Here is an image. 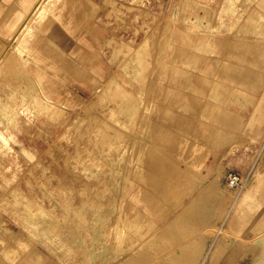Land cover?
Listing matches in <instances>:
<instances>
[{
    "label": "rangeland",
    "instance_id": "rangeland-1",
    "mask_svg": "<svg viewBox=\"0 0 264 264\" xmlns=\"http://www.w3.org/2000/svg\"><path fill=\"white\" fill-rule=\"evenodd\" d=\"M92 1L98 4L94 19L83 0H45L34 5L42 11L22 32L32 11L9 19L10 35H0V56L18 48L19 61L11 65L25 67L31 78L26 90V79H18L22 70L0 64V102L9 109L7 120L0 118V264H199L206 252L202 264L264 258V0ZM146 40L138 84L125 69L128 56L111 49L125 43L135 51ZM236 69L249 79L239 80ZM249 75H257L256 82ZM113 76L133 93L131 102L100 94ZM236 86L257 99H235ZM32 95L53 101L60 115L36 110ZM226 107L242 118L223 115ZM250 171L241 193L229 187L230 173ZM215 182L234 197L224 220L227 201L205 189ZM245 193L248 200L238 207ZM215 238L229 240L216 259ZM233 242L253 253L232 260Z\"/></svg>",
    "mask_w": 264,
    "mask_h": 264
},
{
    "label": "bare ground",
    "instance_id": "bare-ground-1",
    "mask_svg": "<svg viewBox=\"0 0 264 264\" xmlns=\"http://www.w3.org/2000/svg\"><path fill=\"white\" fill-rule=\"evenodd\" d=\"M83 1H85V3H86V8H87V16L90 18V19H94V17H95V10H97V14H98V8L96 9V6L98 5L97 4V2H95V1H92V0H83ZM189 1V0H188ZM192 1V0H191ZM190 1V2H191ZM111 2V4H112V6H115V2H114V0H112V1H110ZM184 2H186V0L185 1H183V3ZM194 2V1H193ZM188 3V2H187ZM186 3V4H187ZM199 3H200V1H199ZM204 4V3H203ZM194 5V4H193ZM195 5H197L196 4V2H195ZM199 5V4H198ZM182 6H183V4H182ZM191 6V5H190ZM201 6V5H200ZM187 7V6H186ZM195 7H198V6H195ZM207 7V6H206ZM114 8V7H113ZM182 8V7H181ZM183 9H184V7H183ZM186 9V8H185ZM40 11H42V8H40L39 9V7L38 6H35V8L32 10V13L28 16V19H26L25 21H24V23H22V26L20 27V29H19V32L21 31V30H23L24 28H25V26L27 25V24H29L27 21L30 19V17L31 16H33V15H35L36 13H38V12H40ZM38 15V14H37ZM84 15V14H83ZM43 16H44V14H43ZM85 16V15H84ZM82 17V16H81ZM54 25V24H53ZM45 26V25H44ZM119 26V25H118ZM53 27V26H52ZM102 27V26H101ZM137 28V27H136ZM58 30V29H57ZM25 32V31H24ZM65 32V31H64ZM18 35V34H17ZM169 36V35H168ZM39 37V36H38ZM21 38V37H20ZM49 38V37H48ZM113 38H115V37H113ZM166 38V37H165ZM171 38V37H170ZM250 39V38H249ZM48 40H50V39H48ZM167 39H165V41H166ZM255 40V39H254ZM258 40V39H257ZM260 40V39H259ZM262 40H264V39H262ZM262 40H260V41H262ZM116 41V40H115ZM37 42H38V40H37ZM46 42H52V41H46ZM117 42V41H116ZM123 42V41H122ZM239 42V41H238ZM142 43V42H141ZM150 42H148L147 40L146 41H143V43H142V45L138 48V49H134L135 51H133L132 50V47L131 46H129L128 44H125V43H119V46L117 45L116 47H115V49L114 50H112L114 47L111 45V47H113L112 49H111V51H113L114 52V54H118V56L121 54V55H125L126 57L128 56V58H129V64H126V66H125V69L127 70V74H128V76H130V77H133L136 81H138V84H139V80L141 79L140 77H142L143 76V73H144V70H145V65H144V55H145V53H147V50H148V47H149V44ZM235 43V42H234ZM248 43V42H247ZM40 44V43H39ZM53 44V43H52ZM117 44V43H116ZM231 44H233V42L231 43ZM237 44V43H236ZM239 44V43H238ZM242 44H243V42H242ZM242 44H241V47H242ZM9 45V44H8ZM49 45V44H48ZM54 45H55V43H54ZM230 45V44H229ZM246 45V44H245ZM249 45H251L250 43H249ZM255 46H256V44H254ZM39 46V45H38ZM51 45H49V47H50ZM234 46H235V44H234ZM237 46H239V45H237ZM236 46V47H237ZM243 46H244V44H243ZM254 46V47H255ZM264 46V45H263ZM262 46V47H263ZM53 47V46H52ZM60 47V46H59ZM58 47V48H59ZM253 47V49H255ZM260 47V46H259ZM261 47V48H262ZM51 48V47H50ZM50 48H49V50H50ZM227 48H229V47H227ZM235 48V47H234ZM244 48V47H243ZM261 48H260V50H261ZM54 49V48H53ZM56 50H57V47L55 48ZM184 49H186V48H184ZM230 49V48H229ZM236 49V48H235ZM247 49V48H246ZM250 49H251V47H250ZM263 49H264V47H263ZM44 50V49H43ZM59 50V49H58ZM258 46H257V50H255V52H258ZM9 52H8V56H6L5 55V53L2 55V56H0V64L2 63V61H5V63H7L11 68H12V66L14 65H11V63H13L14 62V60H18V48H16V47H14L13 49H11V50H8ZM52 51V50H51ZM62 51V50H61ZM61 51H59V52H61ZM179 51H180V49H179ZM240 51V50H239ZM241 51H243V50H241ZM240 51V52H241ZM253 51V50H252ZM44 52V51H43ZM47 52V50L45 51V53L44 54H47L46 53ZM53 52V51H52ZM55 52V51H54ZM88 52V51H87ZM149 52V51H148ZM263 53H264V50L262 51ZM261 52V53H262ZM50 53V51H48V54ZM64 53V55L66 56L67 54H65V52H63ZM254 53V52H253ZM260 53V55H259V52H258V55L259 56H263L262 54ZM113 54V53H112ZM114 54H113V57H115L114 56ZM241 54V53H240ZM63 55V54H62ZM63 55V56H64ZM252 55V54H251ZM250 55V56H251ZM54 56V55H53ZM52 56V57H53ZM64 56V57H65ZM68 56V55H67ZM117 56V57H118ZM255 56H256V54H255ZM58 57H59V55H58ZM69 57V56H68ZM120 57V56H119ZM55 58V57H54ZM257 58H258V56H257ZM113 59V58H112ZM249 59V58H248ZM255 59V58H254ZM263 59V58H262ZM58 60V59H57ZM72 60V59H71ZM114 60H116V59H114ZM222 60V59H221ZM256 60V59H255ZM261 60V59H260ZM19 61V60H18ZM17 61V62H18ZM74 62H75V60H73ZM113 61V60H112ZM217 61H219V60H217ZM257 61V60H256ZM220 62V61H219ZM235 62V61H234ZM4 63V64H5ZM22 63V62H21ZM221 63H224V65H226L227 63H225V62H221ZM18 64V63H17ZM77 64V63H76ZM79 64V63H78ZM231 64V63H230ZM16 65V64H15ZM14 65V66H15ZM19 65V64H18ZM17 65V66H18ZM167 65V64H166ZM222 66V64H221V66H219V63H218V66L220 67V68H226V66ZM228 65V64H227ZM233 65V64H232ZM8 66V67H9ZM13 66V67H14ZM17 66H15V67H17ZM21 66V65H20ZM78 66H80V65H78ZM229 66H231V65H229ZM237 66V65H236ZM240 66V65H239ZM239 66H238V68H239ZM247 66V65H246ZM246 66H245V68H246ZM7 67V68H8ZM22 67H23V65H22ZM164 67V66H163ZM233 67V66H232ZM254 67V66H253ZM25 68V67H24ZM23 68V69H24ZM77 68V67H76ZM87 68V67H86ZM160 68V67H159ZM219 68V69H220ZM228 68V67H227ZM242 68V67H241ZM2 69V68H1ZM15 69V68H14ZM19 69H21V67H17V71H21V73H20V75H19V77H18V79H19V82H20V76L21 77H24V80L26 79V82H28L27 84H28V86H24V88L26 89V90H28L29 89V84H30V82H31V78L30 77H28V79L27 78H25V76L28 74V73H26V71L24 70V72H23V69H21V70H19ZM68 69H69V67H68ZM67 69V70H68ZM82 69V68H81ZM85 69V68H84ZM168 69V68H167ZM170 69H171V67H170ZM179 69V68H178ZM10 70V69H9ZM16 70V69H15ZM71 68H70V73H71ZM222 70H224V69H221L220 71L221 72H223ZM227 70L229 71V68L228 69H226V71L225 72H227ZM230 70H231V67H230ZM232 70H234L235 71V69L234 68H232ZM236 70H238V69H236ZM242 70H244L245 71V69H243L242 68ZM13 70H11V72H12ZM75 71V70H74ZM74 71L72 72L73 74H75L74 73ZM166 71V70H165ZM164 71V72H165ZM168 71V70H167ZM240 71H241V69H240ZM76 72V71H75ZM230 72V71H229ZM228 72V73H229ZM233 71H231L230 73H232ZM235 72H237V71H235ZM246 73H247V70L245 71ZM251 72H252V70H251ZM250 71H249V73H251ZM4 73V72H3ZM18 73V72H17ZM78 73V72H77ZM175 73V72H174ZM174 73H173V75H174ZM189 73H190V71H189ZM194 73V72H193ZM228 73H223V74H228ZM234 73V72H233ZM238 73H239V70H238ZM244 73V72H243ZM12 74H13V72H12ZM72 74V75H73ZM191 74V73H190ZM197 74V73H196ZM237 74V73H236ZM240 74V73H239ZM239 74H237V75H239ZM241 74H242V71H241ZM239 75V80H241L242 78H241V76L243 75ZM252 74V73H251ZM256 74V73H255ZM17 75V74H16ZM78 76H76L75 78L76 79H78V78H80L79 77V74H77ZM80 75H82L81 73H80ZM172 75V74H171ZM171 75H170V77H171ZM186 75V74H185ZM184 75V76H185ZM201 75V74H200ZM259 76H258V78L260 77V73L258 74ZM5 76V75H4ZM83 76V75H82ZM175 76V75H174ZM197 76V75H196ZM224 76H226V75H224ZM244 76H247L245 73H244ZM252 76L253 75H249V77H251V79H254L255 80V82H256V80H257V75H256V77L254 78H252ZM6 77V76H5ZM15 77V76H14ZM112 77V76H111ZM186 77V76H185ZM198 77V76H197ZM197 77H195V78H197ZM243 77V76H242ZM11 78H12V76H11ZM93 78V77H92ZM184 78V77H183ZM205 78V77H204ZM203 78V79H204ZM244 78V81L245 80H248V79H245L246 77H243ZM15 79V78H14ZM56 79H58V78H56ZM130 79V78H129ZM133 79V80H134ZM139 79V80H138ZM262 78H259V80H261ZM131 80H132V78H131ZM213 80V79H212ZM258 80V81H259ZM18 81V80H17ZM135 81V82H136ZM243 81V80H242ZM257 81V82H258ZM32 82H34V81H32ZM60 82H61V80H60ZM82 82V81H81ZM96 82V81H95ZM107 82V81H106ZM212 82V81H211ZM210 82V83H211ZM261 81H259V83H260ZM16 83V82H15ZM25 83V82H24ZM63 82H61V84H62ZM210 83H206L207 85H209ZM262 83V82H261ZM261 83L259 84V85H261ZM263 83H264V79H263ZM23 84V83H22ZM136 84H137V82H136ZM256 84H258V83H256ZM26 85V84H25ZM31 85H33V83L31 84ZM35 85V84H34ZM33 85V86H34ZM125 84H123L122 83V81L120 80V78L118 77V76H113V78L111 79V81H110V83L107 85V86H105V88H103L104 90H103V92H101L100 94L101 95H104V96H109L110 97V95L112 96V99H116V101H117V99H121V100H126L128 97L127 96H130V101H128V102H131V100L133 99L132 97H133V93L132 92H130L129 90H127L126 89V85L124 86ZM205 85V84H204ZM211 85V84H210ZM258 85V86H259ZM37 86V85H36ZM60 86V85H59ZM202 86V85H201ZM262 86V85H261ZM209 87V86H208ZM207 87V88H208ZM263 87V86H262ZM15 88V87H14ZM35 88V87H34ZM60 88V87H59ZM172 88V87H171ZM206 88V89H207ZM210 88V87H209ZM208 88V89H209ZM224 88V87H223ZM227 88H229L230 89V87H228L227 86ZM18 89V88H17ZM16 89V90H17ZM225 89V88H224ZM223 89V90H224ZM232 89V88H231ZM36 90H37V88H36ZM35 90V91H36ZM64 90V89H63ZM170 89H168V91H169ZM172 91H173V88L171 89ZM170 90V91H171ZM222 90V91H223ZM227 90V89H226ZM233 90V89H232ZM18 91V90H17ZM16 91V92H17ZM20 91V90H19ZM40 91V90H39ZM174 91H175V89H174ZM207 91H209V90H207ZM229 91V90H228ZM58 92V91H57ZM181 92V91H180ZM180 92H178V93H180ZM183 92V91H182ZM226 92V91H225ZM232 92V91H231ZM234 92H235V94H234V96L233 97H237V99H239V100H244V102L245 101H250L251 102V100H253V99H257L256 98V94H254V93H251L250 91H248L247 89H245L244 87H241V86H236L235 87V90H234ZM130 93H131V95H130ZM228 93V92H227ZM24 94V93H23ZM173 94V93H172ZM177 94V93H176ZM176 94H174V95H176ZM184 93H182V95H183ZM168 95V94H167ZM181 95V94H180ZM181 95V96H182ZM195 95V94H194ZM229 95H231L230 94V92H229ZM18 96V95H17ZM65 96V95H64ZM83 96V95H82ZM124 96H126L125 98H123L122 99V97H124ZM165 96V95H164ZM171 96V95H170ZM187 96H188V94H187ZM190 96V95H189ZM175 97V96H174ZM173 97V98H174ZM178 97V96H177ZM180 97V96H179ZM197 97V96H196ZM195 97V98H196ZM236 97H235V99H236ZM66 98V97H65ZM64 98V99H65ZM68 98H70V97H67V99ZM84 98V97H83ZM169 98V97H168ZM73 99H75V98H73ZM119 99V100H120ZM129 99V98H128ZM172 99V98H171ZM31 100H32V104H33V106L35 107V109L36 110H38V111H40V112H44V113H47L49 116H52L53 118H56L57 116H59L60 114H58V112L60 111V110H62V108L61 107H59L58 105H56L53 101H51V100H49V99H47V98H41V97H38V96H35V95H32L31 96ZM76 100H77V98H76ZM76 100H74L75 102H77ZM98 100V99H97ZM100 100V99H99ZM118 100V101H119ZM174 100V99H173ZM172 100V101H173ZM177 100V99H176ZM193 100V99H192ZM115 101V100H114ZM79 103H80V101H78ZM93 102V101H92ZM100 102V101H99ZM122 102H124V101H122ZM249 102V103H250ZM82 103V102H81ZM80 103V104H81ZM118 103V102H117ZM247 102H245V104H246ZM78 104V103H77ZM120 104H121V102H120ZM170 104H171V101H170ZM170 104H169V106H170ZM201 104H203V103H201ZM248 104V103H247ZM251 105V104H250ZM61 106V105H60ZM65 106V105H64ZM124 106V105H123ZM126 106L127 105H125V107L124 108H126ZM194 106H195V104H194ZM252 106V105H251ZM83 107H85V106H83ZM209 107V106H208ZM80 108V107H79ZM123 108V107H122ZM200 108V107H199ZM201 108H202V106H201ZM210 108V107H209ZM127 109V108H126ZM126 109H125V111H126ZM171 109V108H170ZM206 110H208V109H206ZM221 110H224V109H221ZM167 111H169L168 110V108H167ZM173 111V110H172ZM225 111V112H224ZM223 112H224V114L223 115H225L226 113H229V114H227V116H229V115H231V116H238V117H241L242 118V115L238 112V111H236V110H233V109H231V108H229V107H226L225 108V110H224ZM127 112V111H126ZM126 112H125V114H126ZM171 112V111H170ZM169 112V113H170ZM168 112H167V114H169ZM175 112H173L172 114H174ZM128 114L133 118L135 115H136V112L135 111H132L131 109L128 111ZM171 113L169 114V115H172ZM177 114V113H176ZM217 115V114H216ZM7 116H9V109H8V107L5 105V103L3 104V103H1L0 102V118H6ZM220 116H221V114H220ZM230 116V117H231ZM51 117V118H52ZM185 117V116H184ZM189 117V116H188ZM187 117V118H188ZM216 117V116H215ZM226 117V116H225ZM221 118V117H220ZM228 118V117H227ZM232 120H233V117L231 118ZM5 120H7V119H5ZM12 120V119H11ZM189 120H191V118H189ZM236 120V119H235ZM238 120L239 119H237V122H238ZM243 120V119H242ZM234 121V120H233ZM7 122V121H6ZM193 121L191 120L190 121V124L192 123ZM210 122H212V121H210ZM235 122V121H234ZM189 123V122H188ZM205 123V122H204ZM221 123V122H220ZM236 123V122H235ZM239 123H240V121H239ZM238 123V124H239ZM193 124V123H192ZM206 124V123H205ZM205 124H204V127L206 128V126H205ZM210 124V123H209ZM237 124V123H236ZM235 124V125H236ZM202 125V124H201ZM227 125V124H226ZM229 125V124H228ZM227 125V126H228ZM240 125H241V123H240ZM188 126V125H187ZM186 126V127H187ZM238 126V125H237ZM189 127H190V125H189ZM192 128H193V125L191 126ZM198 127V126H197ZM197 127H196V129H197ZM100 128H102V130L104 129H106V127H100ZM228 128H229V126H228ZM194 129V128H193ZM211 129H213V128H211ZM166 130V131H165ZM169 130V129H168ZM166 128H164V133H168L167 131H168ZM195 130V129H194ZM210 130V129H209ZM216 130V129H215ZM224 130V129H223ZM193 131V130H192ZM207 131H208V129H207ZM216 131H218V130H216ZM222 131V130H221ZM225 131V130H224ZM102 132H104V131H102ZM170 133H171V131H169ZM206 132V131H205ZM223 132V131H222ZM228 132V131H227ZM226 132V133H227ZM163 133V135H167V134H164ZM201 133V132H200ZM225 133V132H224ZM169 134V133H168ZM196 134V133H195ZM197 134H199V132H197ZM170 135V134H169ZM202 135H204V132H202ZM200 136V137H203V136ZM168 136V135H167ZM199 136V135H198ZM205 138H206V136H204ZM203 137V138H204ZM218 137V136H217ZM212 138H214V137H212ZM211 138V139H212ZM206 140H208V139H206ZM206 142V141H205ZM222 142V141H221ZM218 143V142H217ZM199 145V144H198ZM187 169V168H186ZM189 171H190V173L189 174H191L193 177H195L196 175H198L199 176V174H198V172L195 170V169H193V168H189L188 169ZM188 172V171H187ZM195 175V176H194ZM197 177V176H196ZM195 177V178H196ZM203 177V176H202ZM201 178V177H200ZM199 178V179H200ZM216 178V177H215ZM197 179V178H196ZM213 182H214V180H213ZM199 183V182H198ZM209 184V183H208ZM210 185V184H209ZM206 186V185H205ZM204 186V187H205ZM209 188H207V187H205V189H209V190H207V191H209V194L210 193H216V194H218V197H216L217 199L219 198V199H221V197L223 196L224 197V199L227 201H225L226 202V204L224 205V207H223V209H222V213H221V219L222 220H224L225 219V217L227 216V214H228V212H229V210H230V203L231 202H233V199H234V197H231L230 195H226V194H224V192H223V190L218 186V184H216V182L215 183H212L210 186H208ZM204 189V188H203ZM201 191V190H200ZM178 194V193H177ZM176 194V195H177ZM207 193H205V196H207L206 195ZM203 195H204V193H203ZM202 195V196H203ZM213 195V194H212ZM200 196V195H199ZM217 196V195H216ZM177 198H179V196H176ZM204 197V196H203ZM200 198V197H199ZM204 198H206V197H204ZM215 198V199H216ZM198 199V198H197ZM196 199V200H197ZM202 199V198H201ZM223 199V198H222ZM196 200H193L194 202H196ZM204 200V199H203ZM219 201H221L222 202V200H219ZM193 202V203H194ZM223 203H224V201H223ZM130 207H132V206H130ZM136 207V206H135ZM134 207V209L136 210V208ZM125 208V207H124ZM130 210L129 211H133V210H131V208H129ZM126 210H128V209H126ZM134 210V211H135ZM128 211V212H129ZM220 211V210H219ZM130 213V212H129ZM132 213V212H131ZM134 213V212H133ZM138 213V212H137ZM135 214V213H134ZM139 214H141V212L140 213H138L137 215L135 214V216L136 217H138L139 216ZM117 215V214H116ZM129 215V214H128ZM133 217H134V215H132ZM141 216H142V214H141ZM140 216V217H141ZM130 217V216H129ZM115 218V217H114ZM148 218V217H147ZM132 219V218H131ZM142 220H143V218H141ZM133 220V219H132ZM149 220V219H148ZM147 220V221H148ZM145 221H146V219H145ZM133 222H134V220H133ZM139 222H141V220L139 221ZM221 222V221H220ZM136 223V222H135ZM142 223V222H141ZM140 224V223H139ZM162 229V228H161ZM127 232V231H126ZM216 234H218L219 232H222V230H221V228L220 229H216ZM214 232V233H215ZM108 233V232H107ZM127 233H129V232H127ZM111 234H113V232H111ZM128 235V234H127ZM130 236V235H129ZM126 237V236H125ZM133 237V236H132ZM17 241V240H16ZM22 241V240H21ZM124 241V240H123ZM152 241V240H151ZM150 241V242H151ZM19 242H20V240H19ZM149 242V243H150ZM155 242V241H154ZM7 243V242H6ZM26 244V243H25ZM151 244H153V243H151ZM263 244V243H262ZM20 246V245H19ZM10 247V246H9ZM11 248H12V246H11ZM20 248V247H19ZM100 248V247H99ZM23 249V248H22ZM27 251V250H26ZM138 251V249L137 250H134V252L133 253H138L137 252ZM20 253V252H19ZM207 253V252H206ZM206 253L203 255V257L201 258V260H200V262H199V264H201L202 262H203V260H204V258H205V256H206ZM18 254V253H17ZM173 254V253H172ZM19 255V254H18ZM20 255H22V254H20ZM36 255V254H35ZM137 256V255H136ZM180 256H181V254H180ZM17 257V256H16ZM20 257V256H19ZM170 257V256H169ZM174 257V256H173ZM30 257H29V255H26V257H25V260L26 259H29ZM130 258H132V256L130 257ZM139 258H140V256H139ZM40 259H42V258H40ZM173 259H175V257L173 258ZM25 260H24V262H25ZM130 260V259H129ZM28 261V260H27ZM124 261V260H123ZM41 263V262H40ZM124 263V262H123ZM25 264V263H24ZM27 264V263H26ZM41 264H43V262L41 263ZM196 264H198V263H196ZM253 264H264V258H257V260H255V262L253 263Z\"/></svg>",
    "mask_w": 264,
    "mask_h": 264
},
{
    "label": "crops",
    "instance_id": "crops-1",
    "mask_svg": "<svg viewBox=\"0 0 264 264\" xmlns=\"http://www.w3.org/2000/svg\"><path fill=\"white\" fill-rule=\"evenodd\" d=\"M44 1L45 0H43L42 3L38 4V0H0V35L3 36V37H8L10 35L11 29L8 26L9 19L13 20L12 18L15 19L16 15L23 14L26 11H27V13H30L33 10V8L35 7L34 6L35 4L42 6ZM19 18H21V15H19ZM20 32H22V30ZM1 40H3V39H1ZM6 51H7V49H6ZM247 90L250 91L249 89H247ZM250 92L254 93L252 91H250ZM259 106H260V109L263 111V109H264V96L262 98H260ZM186 107H187L186 110H188L190 112H193L194 107L192 105H188ZM175 109L177 110V108H175ZM198 111H200L199 108H198ZM154 117H156V115ZM174 126H175V129H176L177 125L175 124ZM247 200H248V194H246V193L243 194L240 198H237L236 201H237L238 207H240L242 204H245L247 202ZM221 227H222L223 230L226 231V229L223 226H221ZM220 233H223V231L219 232L218 234H220ZM218 234H217V236H218ZM215 241L216 242H215V247L213 249V254H215L214 258L216 259L217 258L216 254L220 253L223 250V247H222L223 245H225V246L229 245L228 244L229 240L228 241H226V240L225 241H218L215 238ZM229 247H228L229 248L228 249L229 253L234 255L232 257V260H236L237 255H239L241 253H243V254H251V253H253V249L249 245H246V244L236 245L235 242H233ZM205 258H206V256H205ZM205 258H204V260H205ZM212 259H210L208 261V264H210L211 262H213L214 264H220V261H221L220 259H217V260H214V261ZM237 260H239V258H237Z\"/></svg>",
    "mask_w": 264,
    "mask_h": 264
},
{
    "label": "built area",
    "instance_id": "built-area-1",
    "mask_svg": "<svg viewBox=\"0 0 264 264\" xmlns=\"http://www.w3.org/2000/svg\"><path fill=\"white\" fill-rule=\"evenodd\" d=\"M227 179L229 187L236 193H241L250 183L251 171L242 176L230 173Z\"/></svg>",
    "mask_w": 264,
    "mask_h": 264
}]
</instances>
